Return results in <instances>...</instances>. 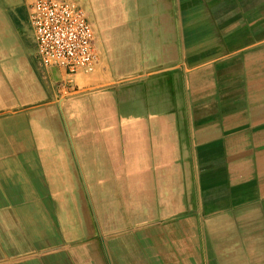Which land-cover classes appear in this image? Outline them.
<instances>
[{"label": "crops", "instance_id": "obj_1", "mask_svg": "<svg viewBox=\"0 0 264 264\" xmlns=\"http://www.w3.org/2000/svg\"><path fill=\"white\" fill-rule=\"evenodd\" d=\"M35 1L0 0V264H264V0H63L72 92Z\"/></svg>", "mask_w": 264, "mask_h": 264}, {"label": "built area", "instance_id": "obj_2", "mask_svg": "<svg viewBox=\"0 0 264 264\" xmlns=\"http://www.w3.org/2000/svg\"><path fill=\"white\" fill-rule=\"evenodd\" d=\"M29 23L36 56L46 68H58L67 77L64 88L74 91L70 77L89 71L95 60L92 24L78 6L63 0H37Z\"/></svg>", "mask_w": 264, "mask_h": 264}]
</instances>
